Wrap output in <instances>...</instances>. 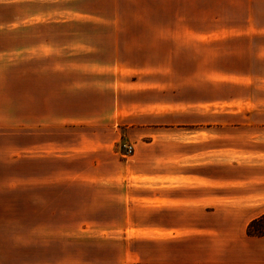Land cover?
Wrapping results in <instances>:
<instances>
[{
	"label": "crops",
	"instance_id": "0c3cea01",
	"mask_svg": "<svg viewBox=\"0 0 264 264\" xmlns=\"http://www.w3.org/2000/svg\"><path fill=\"white\" fill-rule=\"evenodd\" d=\"M0 11V38L18 40L0 51V216L19 217L0 223V264H264V236L247 234L264 214V123L239 109L250 94L202 96L217 86L202 51H260L246 45L264 40V0Z\"/></svg>",
	"mask_w": 264,
	"mask_h": 264
},
{
	"label": "rangeland",
	"instance_id": "374dc122",
	"mask_svg": "<svg viewBox=\"0 0 264 264\" xmlns=\"http://www.w3.org/2000/svg\"><path fill=\"white\" fill-rule=\"evenodd\" d=\"M1 14L2 12L0 11V15ZM63 42L64 41L59 40L58 46L61 47L63 45ZM235 46L240 47L241 45L238 44ZM243 46L245 47V44ZM247 46L255 47V49L260 48V51H202L203 81H217L216 87H209L203 84L202 96L251 95V102L248 104H243L239 107V109H249L250 111L259 114V116L261 117L259 121L264 123V51H261V48H264V40L253 39L249 41V44H247L246 47ZM7 48H9V50H17L18 40H3L2 38H0V51ZM186 67L187 66L181 67L179 71H181L182 73H186ZM225 67L226 69H223ZM225 70L235 75L239 74L240 76L231 77V80L241 81V87H243V85H246L249 88H238L236 86H233L232 84H223L221 80L225 78L222 74ZM242 74H246V76H243ZM222 108H224V110H236V107L231 109L227 106L219 105V110H222ZM123 144L129 143H122L119 147L120 150ZM131 184L132 183H130V185ZM142 186L144 185L137 184L135 187L139 188ZM132 187H134V185H132ZM9 212L10 214L6 216H0V223H7L11 225L18 223L19 217L12 214L15 212V210L11 208L9 209ZM11 255H15V253L12 252Z\"/></svg>",
	"mask_w": 264,
	"mask_h": 264
},
{
	"label": "trees",
	"instance_id": "16d2710c",
	"mask_svg": "<svg viewBox=\"0 0 264 264\" xmlns=\"http://www.w3.org/2000/svg\"><path fill=\"white\" fill-rule=\"evenodd\" d=\"M247 234L252 236H264V214L249 223Z\"/></svg>",
	"mask_w": 264,
	"mask_h": 264
},
{
	"label": "built area",
	"instance_id": "2783aa9c",
	"mask_svg": "<svg viewBox=\"0 0 264 264\" xmlns=\"http://www.w3.org/2000/svg\"><path fill=\"white\" fill-rule=\"evenodd\" d=\"M121 150L123 157H129L133 153V146L130 144H123Z\"/></svg>",
	"mask_w": 264,
	"mask_h": 264
}]
</instances>
